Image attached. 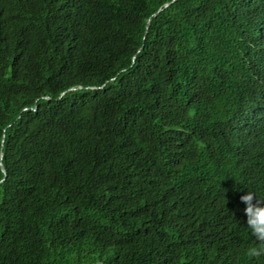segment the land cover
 <instances>
[{
  "label": "trees",
  "instance_id": "trees-1",
  "mask_svg": "<svg viewBox=\"0 0 264 264\" xmlns=\"http://www.w3.org/2000/svg\"><path fill=\"white\" fill-rule=\"evenodd\" d=\"M261 66L264 0H0V264H264Z\"/></svg>",
  "mask_w": 264,
  "mask_h": 264
},
{
  "label": "clouds",
  "instance_id": "clouds-1",
  "mask_svg": "<svg viewBox=\"0 0 264 264\" xmlns=\"http://www.w3.org/2000/svg\"><path fill=\"white\" fill-rule=\"evenodd\" d=\"M169 4L166 3V6ZM256 73L257 84L246 89L237 102V108H241L250 118L248 128L236 126L235 129L228 130L227 125L218 131L220 138L232 144L228 150L226 163L231 177L229 180L235 184L236 172L248 163L264 166V66ZM241 200L246 205L244 208L246 225L255 239L261 242L259 246H248L245 254L249 259L264 257V202L253 191L242 195Z\"/></svg>",
  "mask_w": 264,
  "mask_h": 264
},
{
  "label": "water",
  "instance_id": "water-1",
  "mask_svg": "<svg viewBox=\"0 0 264 264\" xmlns=\"http://www.w3.org/2000/svg\"><path fill=\"white\" fill-rule=\"evenodd\" d=\"M5 170V169H4Z\"/></svg>",
  "mask_w": 264,
  "mask_h": 264
}]
</instances>
